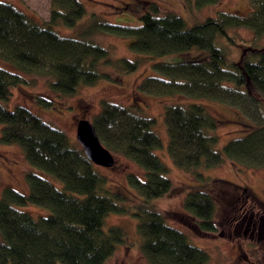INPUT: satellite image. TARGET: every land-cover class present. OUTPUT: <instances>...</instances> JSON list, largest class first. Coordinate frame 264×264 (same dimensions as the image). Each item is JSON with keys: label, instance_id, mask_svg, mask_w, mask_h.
Segmentation results:
<instances>
[{"label": "trees", "instance_id": "obj_1", "mask_svg": "<svg viewBox=\"0 0 264 264\" xmlns=\"http://www.w3.org/2000/svg\"><path fill=\"white\" fill-rule=\"evenodd\" d=\"M248 1L252 9L247 12H220L192 25L176 12L161 13L159 4L152 1L141 11L138 25L95 20L81 36L75 37L60 34L54 26H75L85 13L81 0H51L48 22L34 19L13 3L0 0V60L12 67L0 65L2 140L20 145L32 165L56 175L62 182L59 188L32 170L27 175L28 194L5 189L0 199V264H104L117 245L126 242L124 227L105 228V217L111 212L127 211L118 201L127 196L104 185L106 178L96 164L82 148L72 144L64 130L26 105L10 109L3 103L9 99L12 87L28 83L25 74L32 72L48 74L53 91L69 94L81 84H94L102 78L103 63L114 64L122 72L136 70L137 61L113 60L105 47L90 39L94 30L132 36L130 47L138 52L182 56L178 61L154 63L155 74L142 81L141 90L229 104L227 109L232 113L222 118L210 115L200 101L166 105L168 149L176 166L195 171L203 179L197 170L219 165L226 157L264 167V122L255 121L261 118L255 111L264 101V48H247L240 60L230 61L216 43L217 37H229V29L235 27L264 34V0ZM216 2L220 0H195L198 6ZM127 8V3L118 5L119 11ZM36 99L47 106L54 104L43 95ZM93 121L101 141L111 152L133 159L146 170L144 177L129 174L137 194L146 200L171 195L175 189L166 175L168 167L155 151L162 140L153 128L154 117L108 101ZM221 123L238 126L239 136L219 150L218 136L211 130ZM215 191L197 186L187 192L184 207L188 216L196 220L194 229H218ZM225 191L220 192L225 193L226 204ZM29 202L44 205L50 212L35 217L15 206ZM146 203L134 212L139 217L142 254L147 260L143 264H209V253L193 244L181 227L167 222L170 216L185 217L186 211H163ZM233 219L239 216L228 213V221Z\"/></svg>", "mask_w": 264, "mask_h": 264}, {"label": "rangeland", "instance_id": "obj_2", "mask_svg": "<svg viewBox=\"0 0 264 264\" xmlns=\"http://www.w3.org/2000/svg\"><path fill=\"white\" fill-rule=\"evenodd\" d=\"M13 3L19 9L41 22H48L51 15V0H3ZM85 13L76 22L75 26H67L63 23L55 25V29L62 35L81 36V34L97 21H108L114 24L138 25L141 23L139 16L147 3L156 2L160 6V12L173 11L184 17L188 25L204 20L209 15H218L220 12H234L241 10L247 12L252 6L248 0H220L198 6L195 0H81ZM147 1V2H146ZM127 3L128 8L118 10V5ZM144 6V7H143ZM96 43L109 51L113 59L126 58L138 62L136 70L129 72L120 71L114 64H102L101 69L105 75L94 84H81L74 93L60 94L50 88L52 79L46 73L32 72L25 74L28 83H22L12 87V93L3 103L12 109L16 105H26L33 112L41 116L48 123L64 130L75 147L82 148L77 139V121L85 116L94 122L95 116L100 112L104 102L112 101L130 106L139 114L154 117L156 123L154 130L160 135L162 144L155 151L167 165L166 175L172 180L173 189L171 195L164 194L146 200L137 194L136 188L129 182V174L134 173L144 177L146 170L133 159L112 151L116 156L115 167L96 165L97 170L106 178L105 186L113 188L127 199L118 200L127 208L125 212H111L105 217V228L112 225L124 227L126 242L117 245L115 252L104 264H143L146 258L142 254L143 238L138 231L139 217L134 212L140 205L146 204L159 210L172 212H184V200L189 190L204 186L215 189L214 217L218 223L215 231H200L194 229L196 220L189 217L186 211L185 217H168L167 222L183 229L190 241L198 247L206 250L210 255L209 264H264V243L257 237L252 238L246 231L249 216L239 215V219L228 221V207L223 200V190H231L234 184L249 186L251 191L261 199H264V167L250 166L246 163L234 162L225 158L219 165L197 170L204 179L194 171L182 170L173 162L169 153V134L165 120V107L167 104L182 103L183 101H200L207 107V111L213 117H227L231 110L228 103L210 100L207 98L196 99L187 95H167L156 92H146L140 89L142 81L155 74L153 64L157 62H174L181 60L177 53L165 55H151L138 52L130 47L132 36L121 35L113 32L96 31L88 36ZM216 43L221 46L230 61L241 59L247 48H264V34L257 35L252 29L235 27L229 29V37L220 36ZM3 67H12L0 60ZM43 95L52 99L54 104L49 106L39 103L37 96ZM264 98V92H263ZM226 104V105H225ZM251 103H248V106ZM261 116L258 123L264 122V101L255 111ZM248 117H251L247 114ZM253 119V118H252ZM4 124L0 123V199L4 196L6 188H12L21 193H29L28 172L35 170L51 180L57 187H62L58 177L50 172L38 169L26 158L23 148L16 143H7L2 140ZM212 131V132H211ZM210 132L218 136L216 147L222 150L225 144L232 138L239 136V128L231 123H221ZM83 149V148H82ZM227 181V182H226ZM242 189V187H240ZM229 199V196H228ZM253 199H251V202ZM258 204L260 201H253ZM19 209L28 210L35 217L50 212L44 205L29 202L26 205H15ZM257 208H254V211ZM188 213V214H187ZM187 218V219H185ZM247 257V258H246Z\"/></svg>", "mask_w": 264, "mask_h": 264}, {"label": "flooded vegetation", "instance_id": "obj_3", "mask_svg": "<svg viewBox=\"0 0 264 264\" xmlns=\"http://www.w3.org/2000/svg\"><path fill=\"white\" fill-rule=\"evenodd\" d=\"M240 187H242V189H240ZM225 192L227 195L226 203L229 215L249 216L250 218L246 226L245 234L249 232L252 238L257 237L263 240L264 243V199L258 198L253 193V190L251 191L249 186L245 187L234 184L231 190H226ZM251 199H253V201H260L259 207L257 206L258 204L253 203V201L251 202ZM254 208H257V210L254 211ZM254 264L261 263L254 262Z\"/></svg>", "mask_w": 264, "mask_h": 264}, {"label": "water", "instance_id": "obj_4", "mask_svg": "<svg viewBox=\"0 0 264 264\" xmlns=\"http://www.w3.org/2000/svg\"><path fill=\"white\" fill-rule=\"evenodd\" d=\"M76 129L77 139L88 159L107 168L115 166L116 156L101 141L94 122L83 116L77 121Z\"/></svg>", "mask_w": 264, "mask_h": 264}]
</instances>
